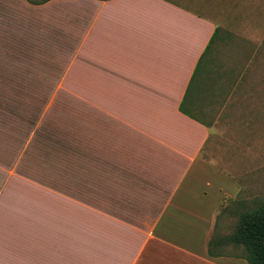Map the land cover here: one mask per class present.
<instances>
[{
	"label": "crops",
	"instance_id": "1",
	"mask_svg": "<svg viewBox=\"0 0 264 264\" xmlns=\"http://www.w3.org/2000/svg\"><path fill=\"white\" fill-rule=\"evenodd\" d=\"M219 29L184 0H0V85L82 88L81 198L0 175V264H251Z\"/></svg>",
	"mask_w": 264,
	"mask_h": 264
},
{
	"label": "rangeland",
	"instance_id": "2",
	"mask_svg": "<svg viewBox=\"0 0 264 264\" xmlns=\"http://www.w3.org/2000/svg\"><path fill=\"white\" fill-rule=\"evenodd\" d=\"M184 1L220 26L214 53L216 67H225L215 72L222 74L227 99L220 119L225 113L241 119L244 128L234 129L243 132L238 136L250 147L251 164L259 151L243 195L250 209L264 199V0H207L211 6ZM81 123V87L0 85V175H25L24 191L51 186L80 197ZM80 198L68 202L80 206Z\"/></svg>",
	"mask_w": 264,
	"mask_h": 264
},
{
	"label": "trees",
	"instance_id": "3",
	"mask_svg": "<svg viewBox=\"0 0 264 264\" xmlns=\"http://www.w3.org/2000/svg\"><path fill=\"white\" fill-rule=\"evenodd\" d=\"M27 1L42 4L48 0ZM230 239L244 246L246 257L251 264H264V199L240 214Z\"/></svg>",
	"mask_w": 264,
	"mask_h": 264
}]
</instances>
